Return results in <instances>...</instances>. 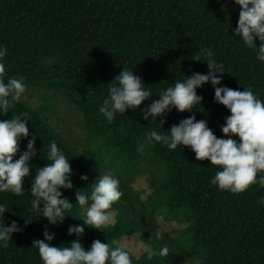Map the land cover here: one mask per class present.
I'll use <instances>...</instances> for the list:
<instances>
[{"label":"trees","instance_id":"trees-1","mask_svg":"<svg viewBox=\"0 0 264 264\" xmlns=\"http://www.w3.org/2000/svg\"><path fill=\"white\" fill-rule=\"evenodd\" d=\"M239 12L234 0H0V45L7 48L5 82L23 77L24 95L44 94L41 107H32L22 97L7 115H0L10 119L27 113L29 139L36 137L37 150L32 175L24 178L23 195L0 193V203L7 208L0 223L10 226L16 221L23 229L13 233L8 248H0V264H43L33 241L44 239L45 226L55 234L53 246H67L76 239L67 234L70 225L83 220L75 193L90 192L91 183L107 171L115 173L123 192L110 210L116 212L117 224L101 230L85 226L81 243L86 249L97 239L117 247L124 237L138 236L153 249L167 247L168 255L148 259L145 253L139 258L130 254L133 264H264V205L258 202L264 198V187L252 184L235 194L218 189L211 183L218 166L197 161L188 147L169 151L157 143L138 151L148 131L163 133L191 115L206 119L221 137V125L230 112L214 102L210 83L197 89L203 101L193 109L196 112L173 109L166 117L146 121L139 109H129L117 113L111 124L99 113L123 68L133 67L153 93L140 108L185 75L206 74V63L190 59L201 47H211L225 65L222 86L240 91L251 87L264 100V63L256 59V50L232 36ZM60 97L82 115L88 135L83 151L51 122ZM53 140L70 160L73 188L60 191L74 204L66 213L71 216L55 226L31 211L30 203V182L39 167L50 163L47 146ZM19 145L21 152L26 150L27 140ZM82 175H87V182ZM142 177L152 190L146 197L133 188ZM160 220L182 225L179 236L166 234ZM157 229L162 239L156 238Z\"/></svg>","mask_w":264,"mask_h":264},{"label":"clouds","instance_id":"clouds-1","mask_svg":"<svg viewBox=\"0 0 264 264\" xmlns=\"http://www.w3.org/2000/svg\"><path fill=\"white\" fill-rule=\"evenodd\" d=\"M234 5L239 6L240 12L232 36L239 37L246 48L256 50V59L264 63V0H234ZM257 39L259 45L255 43ZM6 55L7 48L0 45V115H7L16 104L21 103L27 91L23 77H9L5 82ZM190 59L206 63L207 73L185 75L173 86L161 90L159 99H152L144 108L140 106L153 96L152 91L140 76L134 74L133 67L123 68L115 76L114 83L110 84L99 113L111 124L117 113L123 115L129 109H139L146 121H157L158 117H166L173 109L179 113L196 112L193 109L203 101L197 89L210 83L214 89V102L230 112L221 125V137L215 135L206 119L197 120L195 115H191L173 124L170 130L163 129V133L155 129L148 131L145 140L139 143L138 151L142 153L145 144L155 146L157 143L169 151L178 146L188 147L197 161L207 160L210 165L218 166L211 179L218 189L235 194L246 191L252 184L258 183L264 187V175L258 177V173H264V100L251 87L240 91L222 86L223 74L227 70L217 60L211 47H201ZM164 123L161 119L159 125L163 128ZM29 136L27 113L0 119V193L23 195L24 178L32 175L31 161L37 154L36 137L29 139ZM21 140H27L26 150L22 152L19 145ZM47 161L50 163L39 167L30 182V193L34 197L30 203L31 211L41 214L40 217L55 226L63 223L66 216H71L66 213L71 212L74 204L62 198L60 189L73 188L70 179L72 168L70 160L54 140L47 146ZM80 179L87 182L88 177L82 175ZM122 196L120 181L111 171L100 172L99 178L91 183L90 192L77 190L75 205L81 209L83 220L82 224L70 225L67 230V234H74L76 239L67 246H53L50 242L55 239V234L45 226L44 239L33 241V247L38 250L43 264H133L129 251L122 246L113 247L97 239L86 249L81 243L85 226L101 230L117 224L110 210ZM258 202L264 205V198ZM6 211V206L0 203V217ZM28 223L25 220V226ZM22 230L16 221H12L10 226H5V222L0 223V248H8L13 233ZM155 235L157 239L163 238L160 229L156 230ZM143 252L148 259L157 255L165 257L168 248L156 250L145 245Z\"/></svg>","mask_w":264,"mask_h":264},{"label":"rangeland","instance_id":"rangeland-1","mask_svg":"<svg viewBox=\"0 0 264 264\" xmlns=\"http://www.w3.org/2000/svg\"><path fill=\"white\" fill-rule=\"evenodd\" d=\"M44 94L40 92H32L24 95L23 99L32 107L37 108L43 105ZM59 100V101H58ZM56 100L55 115H52L51 122L56 130L74 147L83 151L86 148V141L88 140L87 132L82 125V115L71 107L67 101L61 97ZM52 111L47 114L51 115ZM133 188L137 191L144 192L143 197L151 193V186L144 177L139 178L134 184ZM116 216V212H112ZM160 225L166 234H170L172 238L179 236V231L183 228L182 225L175 221L167 222L160 220ZM122 246L130 254L139 258L144 252L143 247L146 245L138 236L124 237L121 241L116 243ZM184 264H191L187 261Z\"/></svg>","mask_w":264,"mask_h":264}]
</instances>
